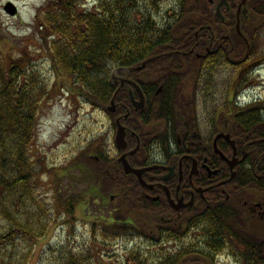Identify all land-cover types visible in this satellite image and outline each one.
Wrapping results in <instances>:
<instances>
[{
	"label": "trees",
	"instance_id": "1",
	"mask_svg": "<svg viewBox=\"0 0 264 264\" xmlns=\"http://www.w3.org/2000/svg\"><path fill=\"white\" fill-rule=\"evenodd\" d=\"M83 3L50 0L39 8L36 17L37 46L30 44L32 36H27L30 47H18L16 52L13 47L8 52L0 47V264H38L37 257L43 254L38 245L43 239L51 240L54 231L64 225L69 227H65L69 237H76L79 221L88 224L91 241H84L78 248L64 246L58 264H98V252L113 248L119 239L132 245L121 254L129 264H184L180 260L183 256H206V240L220 249L222 240L211 239L207 233L200 243L198 239L189 243L182 239L184 230L161 219L163 204L143 195V186L132 180L134 175L124 172L114 154L92 156L83 149L64 164L61 169L65 172L58 176L67 175L70 170V177L84 184V188L73 190L74 184L70 187L55 180L57 170L52 172L54 166L38 147L43 111L53 99L55 87L60 95H70L75 109H80L82 103H110L118 89L113 73L128 75L130 66L143 62L179 65V51L199 48L194 32L199 30V38L209 37L205 24L212 23L210 18L219 21L211 2L175 0L162 19L157 16L162 0H94L93 5L87 6ZM249 9L250 18L254 16L252 27L247 30L249 57L260 56L264 53V0H250ZM232 21L231 17V24ZM211 25L214 27L215 23ZM4 40L0 38V42ZM44 60L50 64L54 81L47 79L39 66ZM194 63L187 61L189 65ZM214 63L219 64L218 60ZM231 67L238 69V64ZM230 75L227 80L237 79ZM172 81L168 88L175 91L177 79ZM126 97L128 101L119 89L116 99L125 101ZM164 107L172 108L173 103ZM236 120L253 132L246 139L264 138V97L243 106ZM254 147L260 151L252 150L250 160L255 169L247 168L248 177L264 170V141L258 140ZM246 183L255 186V194L264 202V179H246ZM112 192L115 198H111ZM82 201L86 217L77 215ZM261 219V232L256 225L247 224L259 235L253 234L256 237L250 239L257 242L247 244L251 252L264 258ZM205 225L206 231L209 222ZM147 243L154 249L142 253Z\"/></svg>",
	"mask_w": 264,
	"mask_h": 264
},
{
	"label": "flooded vegetation",
	"instance_id": "2",
	"mask_svg": "<svg viewBox=\"0 0 264 264\" xmlns=\"http://www.w3.org/2000/svg\"><path fill=\"white\" fill-rule=\"evenodd\" d=\"M243 1L227 0L228 4L220 7L221 18L216 16L221 0H209L219 18H210L214 27L205 24L209 37L199 38L196 30L199 48L179 51V65L143 62L130 66V74L120 75L127 79L120 89L128 101L127 97L125 101L116 99L108 113L116 129L119 121L126 127L127 148L115 144L118 153L128 152L127 158L136 168L152 166L143 173L146 185L135 174L132 180L143 186V195L163 204L161 219L184 230L182 239L188 243L192 239L203 242L206 233L211 239L222 240L220 249L206 240V256H183L184 264H264V258L251 252L247 244L257 242L250 239L257 232L247 224L260 229L264 202L256 198L255 186L246 183V179H264V170L247 176V168L255 169L250 160L254 143L264 138L246 139L253 132L236 120L242 107L249 105L239 96L242 73L257 62L249 57L246 45L254 16L250 18V0ZM189 60L195 63L189 65ZM231 64H238V69L233 70ZM231 69L230 76L236 80H215L218 72L230 73ZM173 78L177 79L175 91L168 88ZM136 102L142 105L137 107ZM172 103V108L164 107Z\"/></svg>",
	"mask_w": 264,
	"mask_h": 264
},
{
	"label": "rangeland",
	"instance_id": "3",
	"mask_svg": "<svg viewBox=\"0 0 264 264\" xmlns=\"http://www.w3.org/2000/svg\"><path fill=\"white\" fill-rule=\"evenodd\" d=\"M8 1L0 0V38H5L4 41L0 42L1 49L4 52H8L13 47L16 52L18 47L23 48L26 45L30 47V44L37 46L36 41L38 40V36L36 35V30L38 28L36 25V17L38 16L39 8L46 5L50 0H10L18 6L19 11L16 16L9 15L5 11L4 5ZM85 1L89 5H93L94 2V0ZM173 3H175V0H162L161 11L157 16L162 19L163 15L172 7L171 5ZM27 36H32L30 38V44H27ZM7 37L9 38L7 39ZM258 58L260 61V64L257 65V67L259 66L258 69L246 71L242 74V85L240 86H242V91L248 89L244 91L246 99L264 97V53ZM39 66L46 74L47 79H51V81L55 80L52 77L51 67L47 60L42 61ZM229 75V70H226V72H218L215 80L219 82L229 81L227 80ZM60 93L59 88L55 87L53 99L44 108L38 136V147L45 153L51 164L50 166H54L52 167V172L57 170V176H54L56 177L55 180H60L64 185L68 184L70 187L74 184L72 189L80 190L84 188V184L70 177L72 171H67V175L58 176L65 172L61 167L64 164L70 163L83 149L88 150V154L92 156L107 152L108 155L114 154L118 157L119 153L114 147L116 128L107 110L109 104L92 106L88 103H82L80 109H75L70 95H60ZM48 178L50 177L48 176ZM50 193L51 191L48 192V195ZM256 198L259 200L257 195ZM116 205L115 203L114 206ZM84 206L85 203L82 201L77 211L78 216H87ZM91 209L94 210L93 207ZM64 226L69 228L68 225ZM65 227H59L54 231L55 233L51 237V240L46 237L38 245L39 249H43V254L37 257L39 259L38 264H58V261H60L58 257L64 246L72 245L78 248V246L84 245V241H91L88 224H84L82 221L77 222L76 237H73V235L69 237L68 229L65 230ZM131 247L132 245L128 244L126 240L119 239L115 241L113 248H105L102 253L98 252V264H102L103 262L117 264V262L123 261L125 264H129L127 262L128 260L122 255H124L123 251L125 249ZM142 248L144 249L142 253H149L151 249H154L150 243L145 244ZM106 252L110 253L108 254ZM93 263L97 264L95 261Z\"/></svg>",
	"mask_w": 264,
	"mask_h": 264
},
{
	"label": "water",
	"instance_id": "4",
	"mask_svg": "<svg viewBox=\"0 0 264 264\" xmlns=\"http://www.w3.org/2000/svg\"><path fill=\"white\" fill-rule=\"evenodd\" d=\"M245 2V0L243 1ZM227 2V0H221V2L218 4L217 6V15L220 16V17H223L222 16V13H221V10H220V7L221 5L225 4ZM5 9L10 13V14H16V11H17V6L13 3V2H8L6 5H5ZM244 11L246 12L247 9L245 8ZM113 78L114 80H118V76H116V74H113ZM126 79L122 78V85L124 84ZM115 98V97H114ZM114 98H112L111 100V106H110V110L113 109V105H114ZM136 105L137 107H140L142 105L141 102H136ZM125 135H126V131H125V127L122 125V124H119L118 125V129H117V133H116V143L118 144L119 147L121 148H126L127 146V142H126V139H125ZM119 160L122 162L123 164V167H124V170L126 173H134L137 175V177L140 179V181L143 183V184H147V182L144 180L143 178V173L146 171V170H150L152 168V166H149V167H142V168H136V167H133L129 160L127 159V153H124L120 156Z\"/></svg>",
	"mask_w": 264,
	"mask_h": 264
}]
</instances>
